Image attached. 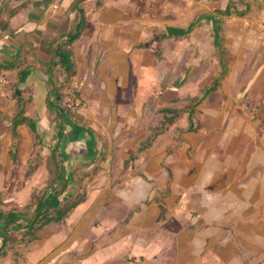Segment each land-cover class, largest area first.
I'll return each instance as SVG.
<instances>
[{
  "label": "crops",
  "instance_id": "0c3cea01",
  "mask_svg": "<svg viewBox=\"0 0 264 264\" xmlns=\"http://www.w3.org/2000/svg\"><path fill=\"white\" fill-rule=\"evenodd\" d=\"M231 2L249 5L237 23L217 14ZM80 10L66 86L50 66ZM263 12L264 0H0V65L19 62L0 87L30 69L21 90L38 126L16 139L0 107V174L14 178L33 157L28 189L43 190L58 144L59 202L79 201L12 264H264ZM54 87L87 103L79 114L93 134L49 109Z\"/></svg>",
  "mask_w": 264,
  "mask_h": 264
},
{
  "label": "trees",
  "instance_id": "16d2710c",
  "mask_svg": "<svg viewBox=\"0 0 264 264\" xmlns=\"http://www.w3.org/2000/svg\"><path fill=\"white\" fill-rule=\"evenodd\" d=\"M84 1V0H80ZM245 9L239 10L235 7V4L231 2L224 10L218 11L217 14L223 16H245L249 11V5L244 3ZM81 18L77 26L75 33L67 35V40L58 46L55 49V63L51 64L50 67H61L65 73L64 83L66 86L72 85L75 77L77 76V63L74 59V52L70 47L79 37L82 35V32L85 29V13L84 10H80ZM193 24L189 27L188 30H178V29H169L168 33L170 36H186L192 32L194 26ZM18 63H13L8 66L0 65V71L4 69H13ZM22 70L17 76V82L10 81L6 85V91L11 94V98L14 101V112L11 117H8L11 120L13 134L16 139H19V134L17 129L21 125H26L30 128L31 132L35 135L38 134V126L30 118L27 117L28 101L23 95L21 90V85L26 81L31 72L30 69L24 64L21 65ZM51 75L53 73V68H51ZM53 78H51V81ZM65 88L54 87L51 94H54L51 98L48 99V106L53 113L60 119H67L72 122L73 132L78 135L93 134L91 128L88 126V123L84 120L82 116L78 113V110L70 108L67 104L64 103L65 95L62 93ZM71 94V93H70ZM77 99H79L78 93L74 92ZM79 97V98H78ZM80 100V99H79ZM192 115V114H191ZM1 118V113H0ZM191 119V118H190ZM192 121V120H191ZM63 128V126H60ZM197 130V126L194 123H191L188 131ZM92 143V142H91ZM92 145V144H91ZM59 145H55V149L47 158V167L50 171L46 179V187L41 190L35 197V204L33 213L26 219L25 212L15 213L11 212L5 218L4 222L0 223V260L6 258L10 251L16 248L19 245L31 243L33 240H36L37 233L50 224L51 222H59L63 219L67 213L75 208L79 201H75L69 206H65L62 202H59L61 195L65 194L68 189L65 187L66 182L64 176L61 173L62 160L57 154ZM18 145H15L14 151L12 153L13 158H16ZM37 165L32 166L31 169L34 170ZM31 169L29 173H31ZM62 183V184H61ZM59 184V185H58ZM62 186L61 189H56V187ZM53 192L52 194H49ZM49 195V196H48ZM25 215V216H24Z\"/></svg>",
  "mask_w": 264,
  "mask_h": 264
},
{
  "label": "rangeland",
  "instance_id": "374dc122",
  "mask_svg": "<svg viewBox=\"0 0 264 264\" xmlns=\"http://www.w3.org/2000/svg\"><path fill=\"white\" fill-rule=\"evenodd\" d=\"M233 17V18H232ZM234 17L236 16H231L233 22H236L239 20H235ZM230 18V17H229ZM231 18L229 20H231ZM240 18V17H238ZM263 19H264V12H263ZM246 20L243 24L244 26L250 25V20L249 18L243 17V21ZM56 74V78H57ZM3 85V86H2ZM1 85V90H0V107L5 108V113L10 111V115L13 114L14 112V101L11 98V94L6 91V84ZM65 97H64V103L69 104L70 103V89H64L62 92ZM76 108L78 110V113H83L86 112L87 110V103H85L83 100L76 101ZM76 110V109H75ZM8 114V113H7ZM31 153V152H30ZM31 157L30 155L26 156V159L24 160L25 162L27 161L28 158ZM33 157L29 159V161L25 164H21L18 168H22V170H16V173L14 175V178H9V174H5L6 170L3 171V173L0 174V223L4 222L5 216H7L11 212H25V214L31 215L33 213L34 206L32 207L31 205L35 204V197L39 191H41V185L36 186L35 188L28 189L27 182L32 181L31 178H25V171L30 165V162L32 161ZM10 164V162H9ZM4 166V164H3ZM2 168L4 169V167ZM17 168V169H18ZM2 169V170H3ZM41 176V175H40ZM43 180V178L40 179V182ZM34 192V195H30V192ZM10 197L11 200H7V198ZM25 216V215H24ZM1 235V234H0ZM25 247L22 245L17 246L16 248L13 249V251H10L9 255L0 260V264H12V261L14 259V256H16V252L20 253L23 255ZM19 255V254H17ZM20 256V255H19Z\"/></svg>",
  "mask_w": 264,
  "mask_h": 264
},
{
  "label": "built area",
  "instance_id": "2783aa9c",
  "mask_svg": "<svg viewBox=\"0 0 264 264\" xmlns=\"http://www.w3.org/2000/svg\"><path fill=\"white\" fill-rule=\"evenodd\" d=\"M263 31H264V24H263ZM78 88H79L78 83H74V84H73V90L75 91V90H77ZM74 91L71 92L70 103L68 104V106H69L70 108L77 109L75 105H76V101H78V99H77V97L75 96L76 94H74Z\"/></svg>",
  "mask_w": 264,
  "mask_h": 264
},
{
  "label": "bare ground",
  "instance_id": "6f19581e",
  "mask_svg": "<svg viewBox=\"0 0 264 264\" xmlns=\"http://www.w3.org/2000/svg\"><path fill=\"white\" fill-rule=\"evenodd\" d=\"M264 24V23H263ZM263 24H262V31H263ZM264 32V31H263Z\"/></svg>",
  "mask_w": 264,
  "mask_h": 264
}]
</instances>
